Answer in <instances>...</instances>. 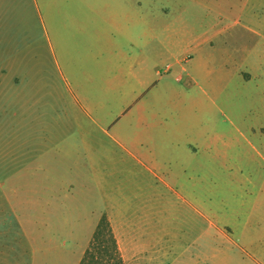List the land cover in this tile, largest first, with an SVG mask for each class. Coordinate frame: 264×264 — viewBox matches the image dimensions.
<instances>
[{
  "label": "rangeland",
  "instance_id": "374dc122",
  "mask_svg": "<svg viewBox=\"0 0 264 264\" xmlns=\"http://www.w3.org/2000/svg\"><path fill=\"white\" fill-rule=\"evenodd\" d=\"M244 1L248 0H141V6L153 13L162 11L170 23L176 17L182 18L183 27L197 33L214 21V13L232 17L240 12ZM44 24L39 30L36 57L42 97L38 96L35 103L41 111L38 122L42 127L47 125L50 103L57 110L65 105V99L58 95L65 92L61 79L65 68L54 64L47 19ZM222 38L211 51L216 71L224 61L231 65L229 60L244 55L235 47L224 48ZM32 60L28 50L0 52V63L5 65L0 68V264H78L98 214L104 210L111 213L125 239L131 235L140 238L148 249L129 251L121 245L123 264H252V259L253 264H264V194L258 192L264 159L245 140L246 136L260 148V138L252 136L264 122V100L256 82L246 85L235 74L217 72L215 81L211 79L216 94L210 98L193 92L194 85L185 73L175 67L166 72L163 65L160 69L164 78L138 100V105L131 104L130 109L136 105L148 109L151 103L163 109L161 125L215 124L218 133L231 131V158H200L199 176L193 172L189 179L190 183H199V191L193 194L177 188L179 182H188L182 171L173 180L176 188H165L162 182L168 158H151L145 141L143 148L134 150L135 134L141 133L145 123L136 125L129 108L115 118L114 124L124 135L126 148L138 152L139 158L129 155L106 132L91 127L87 134L89 148L83 157L79 155L81 158L75 150L80 138L72 130L67 132L72 158L18 157L16 80H32ZM82 69L94 71L96 66L87 63ZM198 74L203 76V72ZM49 76L56 77L58 97L48 95ZM201 77L198 81L204 85ZM87 88L96 92L97 83L89 82ZM32 101L26 103V108H33ZM95 101L100 107L104 102L112 111L118 109L116 99ZM57 121H62L59 116ZM113 126L108 128L111 134ZM38 134L40 140L46 139L43 136L47 131ZM29 135L32 138L33 132ZM178 141H184L183 137ZM50 172L67 174L72 193H55L56 180L45 177Z\"/></svg>",
  "mask_w": 264,
  "mask_h": 264
},
{
  "label": "crops",
  "instance_id": "0c3cea01",
  "mask_svg": "<svg viewBox=\"0 0 264 264\" xmlns=\"http://www.w3.org/2000/svg\"><path fill=\"white\" fill-rule=\"evenodd\" d=\"M214 15V21L206 29L195 33L183 27L182 18L176 17L170 23L168 15L162 11L153 13L142 10L141 0H0V52L28 50L33 57L32 80L25 81L24 77H17L16 80L17 156L72 158L67 140V132L72 130L80 138L75 150L77 158H81L89 148L88 128H97L106 132L133 158H139L136 151L139 150L138 147L143 148L142 143L145 141V148L151 158H168L165 180L162 182L165 188H176L173 180L182 171V177L186 176L188 182H179L177 188L195 194L196 190L199 191V183H190L191 173L196 172L199 176L200 158H231V131L218 133L215 124L204 127L161 125L163 109L152 103V107L148 109L137 105L138 100L164 78L160 69L163 65L166 72L175 67L185 73L189 82L194 85L193 92L198 95L211 98V95L216 94L215 88L211 86V79L214 77L215 81V74L219 72L224 76L235 74L246 85L256 82L257 91L264 100V0L244 1L240 12L232 17L223 18L221 13ZM46 19L54 64L65 68V76L62 73L61 79L65 83L66 93L58 94L60 99H65V105H59V110L50 103L48 122L42 127L41 122H38L41 111L35 108L36 98L42 97L40 80L36 74V57L40 50L39 30L42 24L45 27ZM219 37H223L224 48L235 47V50L244 52V55L239 59L229 60L231 65L224 61L216 71L211 51L216 49ZM233 40L239 45H233ZM187 52H192L193 55H186ZM87 63L96 66L95 72L82 69ZM4 67L3 62L0 63V68ZM20 67L21 64L18 63V71ZM2 72H5L4 69ZM199 72H203L202 77ZM200 77L204 85L198 81ZM55 78L49 76L46 81L48 95L53 98L58 97ZM92 81L97 83L96 92L87 88V84ZM189 97L194 98L192 93ZM95 98L116 99L118 109L112 111L104 102L100 107ZM30 99L33 100V108H26ZM131 104L137 105L130 109ZM128 108L130 112L133 111L136 125L145 123L141 133L136 132L133 140L137 145L132 144L136 153L126 148L125 137L114 124L115 118L125 114ZM43 115L46 117V113ZM58 116L62 121H57ZM112 126L113 134L108 130ZM258 128L259 132H253L252 136L260 138V150L246 136L245 140L264 159V122L261 121ZM41 131H47V135L43 136L46 139L40 140L41 136L36 135ZM30 132H33L32 138ZM237 133L244 135L240 129H237ZM181 136L184 141L179 142ZM148 169L151 175H155L152 168ZM56 173L45 174V177L56 180L54 190L58 192L55 193L71 194L67 174ZM258 192L264 194V175ZM261 205L264 211V201ZM103 214L108 218L123 261L125 256L121 245L129 251H148L140 238L131 235L128 240L125 239L108 210L99 212L97 223ZM226 228L225 234H228L229 229ZM253 262L252 259V264Z\"/></svg>",
  "mask_w": 264,
  "mask_h": 264
},
{
  "label": "trees",
  "instance_id": "16d2710c",
  "mask_svg": "<svg viewBox=\"0 0 264 264\" xmlns=\"http://www.w3.org/2000/svg\"><path fill=\"white\" fill-rule=\"evenodd\" d=\"M123 264L108 218L103 214L78 264Z\"/></svg>",
  "mask_w": 264,
  "mask_h": 264
}]
</instances>
